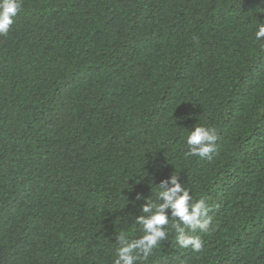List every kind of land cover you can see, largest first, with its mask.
Segmentation results:
<instances>
[{"label":"trees","instance_id":"1","mask_svg":"<svg viewBox=\"0 0 264 264\" xmlns=\"http://www.w3.org/2000/svg\"><path fill=\"white\" fill-rule=\"evenodd\" d=\"M262 22L264 0H22L0 35V264H114L171 175L209 208L185 228L203 247L169 209L136 264H264Z\"/></svg>","mask_w":264,"mask_h":264},{"label":"clouds","instance_id":"2","mask_svg":"<svg viewBox=\"0 0 264 264\" xmlns=\"http://www.w3.org/2000/svg\"><path fill=\"white\" fill-rule=\"evenodd\" d=\"M22 9V0H0V35H6L14 18ZM255 37L257 40L264 38V22L257 24ZM217 140L216 131L204 126H195L187 137L189 152L187 155L205 158L215 149ZM171 187H167V185ZM159 198L162 202L158 204H146L142 215L137 218L136 223L142 225L143 235L130 240L126 234L117 237L119 246L116 251L117 258L114 264H136L141 259H147L161 241L166 239L164 226L169 223L166 210H171V217L177 218L173 227L177 230V242L183 248L191 247L193 251H200L203 247L202 240L198 236L189 235L185 228L193 230L199 228L207 231L212 217L204 199L191 202L192 197L177 180V176L171 175L169 180L161 182L158 186ZM140 197L138 196L137 199ZM181 224L185 227H181ZM135 253V254H134Z\"/></svg>","mask_w":264,"mask_h":264}]
</instances>
